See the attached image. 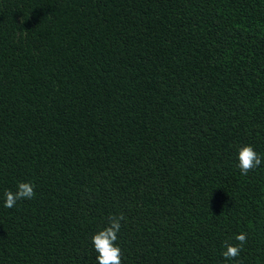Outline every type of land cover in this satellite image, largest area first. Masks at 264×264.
<instances>
[{
    "label": "trees",
    "instance_id": "obj_1",
    "mask_svg": "<svg viewBox=\"0 0 264 264\" xmlns=\"http://www.w3.org/2000/svg\"><path fill=\"white\" fill-rule=\"evenodd\" d=\"M264 0H0V264H264ZM226 260L225 243L238 244Z\"/></svg>",
    "mask_w": 264,
    "mask_h": 264
},
{
    "label": "clouds",
    "instance_id": "obj_2",
    "mask_svg": "<svg viewBox=\"0 0 264 264\" xmlns=\"http://www.w3.org/2000/svg\"><path fill=\"white\" fill-rule=\"evenodd\" d=\"M235 155L241 175H247L250 170L264 166V156H261L252 144H238ZM35 195V184L33 182L20 181L14 191L6 189L3 195L0 196V200L3 202V207L11 209L18 202L31 200ZM124 220L123 214L119 216L110 215L108 226L100 229L91 237L92 246L96 253L95 264H122L121 248L116 242ZM235 239L239 242L238 244L225 243L224 245L222 255L226 260L239 256L246 242V234L239 233L235 236Z\"/></svg>",
    "mask_w": 264,
    "mask_h": 264
}]
</instances>
